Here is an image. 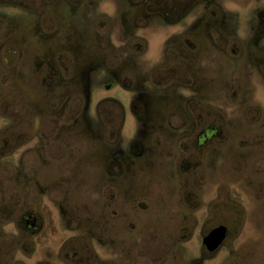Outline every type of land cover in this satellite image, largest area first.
<instances>
[{
    "label": "rangeland",
    "instance_id": "rangeland-1",
    "mask_svg": "<svg viewBox=\"0 0 264 264\" xmlns=\"http://www.w3.org/2000/svg\"><path fill=\"white\" fill-rule=\"evenodd\" d=\"M50 1L55 4L53 9L47 5ZM58 1L37 0V20L30 19L28 12L15 10V6L2 7L10 15L22 13V17L15 18L20 25L16 41L7 40L0 44V86H4L0 88V189L4 196L0 203V221L4 224L0 225V243L7 246L15 241L27 247L31 239L34 247L32 259L41 260L39 264H77V260L87 259L90 255L100 257L103 264H187L191 255L197 256L198 260L194 264H264V83L249 60H245L242 66L248 84L245 94L251 103L259 105L258 122L247 125L242 121L244 108L229 107L224 137L214 141V151L203 156L201 165L196 167L197 161L193 158L189 161L191 171H184L185 168L181 167L179 170L182 174L169 160H164L159 154L160 149L151 150L146 159L147 171L142 175L143 178H139L142 173L137 174L134 183L139 185V180L143 179L146 195L134 203L118 204L115 209L118 233L114 230L112 234H103L101 242L92 234H80L70 229L77 226L76 221L66 224L59 214L58 205L52 203L46 195L40 196L47 180L45 169H50L47 168L49 164L63 163V159H60L61 140L50 135L51 132L58 133L62 124H57L53 130L52 125L46 123V118L73 115L77 111L72 106L66 109L49 106L41 98L42 95L33 94L32 82L29 80L32 73L41 67L32 57L34 47H37L38 54H44L50 46L45 37L51 31L54 20L55 28L61 25L65 10L62 2ZM119 2L124 3V0ZM25 3L29 5V0ZM232 4L240 15L248 11L249 0H234ZM260 4L264 7V0H260ZM101 8L110 13L114 7L105 3ZM50 10L55 16L53 19L49 16ZM6 20L7 30H10V22ZM14 22L11 26H14ZM160 35L161 29L150 32L148 51L151 54L138 57L136 62L139 68L145 70L159 63L152 53H156ZM88 37L90 39H79L81 42L70 41L68 45L76 52L94 53L96 42L92 32ZM125 38L116 36L113 45L109 44L106 57L109 65L122 58L125 52H140V43H129L130 40ZM57 40L53 38L56 46L60 47L61 42ZM256 55L255 61L262 65L264 54ZM202 62L203 67H207L206 59ZM223 63L221 57H213L211 68L215 75L224 68ZM234 69L237 66L234 68L232 62L229 71ZM133 72L142 74L141 70L135 68ZM90 78L87 114L96 121L99 113L101 122L93 123L96 129L89 132L91 135L94 132L100 134L98 143L101 149L97 148L99 144L93 137H82L75 141L70 134L73 142L70 149L65 150L68 162L75 166L80 161L87 167H76L79 168L76 176L64 186L72 191V196L66 202L80 211L86 224L94 226L100 209L96 199L102 198L98 197L99 180L96 179L97 172L93 166H103L112 158L110 154L116 140H113L111 134L120 133L117 147L125 150L135 135L142 131L143 125L134 112L131 90L118 82L113 73L97 67ZM217 98L220 100V96L217 95ZM111 99L123 105V122L122 110L118 105L104 103L100 106L103 101ZM35 117L42 119L39 128H36L38 124L35 123ZM36 132L39 140L35 137ZM215 132V128L210 131L213 134ZM172 142L171 138L164 139L162 145L160 142L157 147L173 146ZM77 151L81 152L80 156H70ZM75 185L79 186L76 188ZM74 196L76 199H73ZM107 201L104 200L105 203ZM188 201H192L194 207L202 203L198 209L191 211L186 203ZM6 208L15 213L10 217H15L19 223L23 222L22 213L27 212L26 219H35L37 230L31 238L26 233L20 237L7 235L8 229L10 233L14 231L12 225L6 223L9 215L2 214ZM190 211L194 212L195 217L190 216ZM108 215L109 209L106 219ZM219 223L228 227L225 246L214 257L201 259L202 234ZM110 227H114V224L111 223ZM10 255L11 252L8 257ZM16 255L22 260H30L23 251H17Z\"/></svg>",
    "mask_w": 264,
    "mask_h": 264
},
{
    "label": "flooded vegetation",
    "instance_id": "flooded-vegetation-1",
    "mask_svg": "<svg viewBox=\"0 0 264 264\" xmlns=\"http://www.w3.org/2000/svg\"><path fill=\"white\" fill-rule=\"evenodd\" d=\"M59 1L62 2L65 10L61 25L58 24L55 28L56 20H54L51 31L45 37L50 46L44 54H38L37 47H34L35 52L32 57L41 67L32 73L29 80L32 82L33 94L42 95L41 98H44L49 106H58L62 109L72 106L77 108V111L73 115L46 118V123L51 124L53 130L56 129L57 124H62L58 133L51 132L50 135H55L56 139L61 140L60 159H63V163L49 164L47 168L50 169H47L48 171L45 169L47 180L42 187L44 192L40 196L46 195L52 203L58 205L59 214L66 224L77 222V226L70 229L77 230L80 234H92L98 242H101L103 234H112L114 230L118 233L117 211H115L118 204L134 203L139 197L146 195L144 180L140 179L139 185L134 183L137 174L142 173L139 174L141 178L147 171L146 159L151 150L160 149L159 154L164 160H169L168 162L177 170L184 167V171H191L189 161L195 158L196 167L201 165L203 156L214 151V141L224 137L229 120V107L244 108L242 121L247 125L251 126L258 122L259 105L247 99L245 92L248 84L242 66L245 60L252 61L250 63L257 69L264 83L262 66L264 63L260 65L254 59L257 53L264 54V7L260 4V0L253 2L249 0L248 11L240 15L232 4L234 0H124V3H120V0ZM0 2V44L7 40L16 41L20 25L15 18H21L22 13H18L17 16L10 15L11 13H7L2 7L15 6V10L28 12L30 19L37 20L39 16L37 0H29V5L25 3L26 0H0ZM105 3H109L111 8L114 7L112 12L106 13L102 10L101 6ZM53 4L54 2L50 1L47 5L53 9L55 7ZM49 16L55 18L52 10L49 11ZM6 19L10 22V30H7ZM12 22L15 23L14 26H11ZM156 29H161V35L158 37L156 53L152 54H155L159 63L144 70L138 67L136 60L139 56L145 57L151 54L148 51V37L150 32ZM86 31L92 32L95 38L94 53L76 52L68 45L70 41L75 43V41L81 42L79 39H90ZM116 36L122 39L127 37L125 39L130 40L129 43H140L141 50L138 53L125 52L122 58L109 65L106 60L107 48L109 44L113 45ZM53 38H58L57 41L61 42L60 47L56 46L57 43L53 42ZM215 55L224 60V68L216 75L213 67L211 68ZM205 59L207 67H203L202 61ZM4 60L6 61V58ZM232 62L237 69L230 72L229 66ZM97 67H103L107 72L113 73L118 82L131 90L134 99L133 109L143 126L142 131L135 135L125 150H119L117 147L120 133L117 132L116 136L111 134L113 140H116L115 148L110 154L112 158L103 166L97 163L93 166L97 172L96 179L99 180L98 197L108 199L109 204L102 199H96L100 207L99 216L96 217L98 221L95 225L91 226L83 221L80 211L66 202V199L72 196H70L72 191L71 188L64 186L76 176L75 173L79 169L76 167L81 165L87 167V165L81 164L80 161L75 166L71 165L65 150L70 149L73 142L70 134L75 141L82 137H93L98 143L100 139L98 138L100 134L97 132L93 135L89 132L96 129L93 123L101 122L100 114L98 113L96 121L87 114L90 76ZM133 68L141 70L142 74H135ZM2 87L4 86H0ZM217 92L220 100L215 99ZM104 103L118 105L122 110L123 122V105L111 99L103 101L100 106ZM40 119L35 117V123L38 124L36 128L41 124L42 119ZM213 128L216 129L214 134L210 133ZM35 135L39 140L37 132ZM168 138L173 140V146L157 147L160 142L162 145L163 140ZM98 144L97 148L101 149L100 142ZM72 155L77 158L81 152L70 154ZM88 166L92 165L88 164ZM187 181L189 183V180ZM78 186L75 185L76 188ZM185 197L187 198V195ZM3 198L0 189V203ZM73 199L76 197L74 196ZM186 203L189 204L191 211H195L202 202L196 207L192 206V201ZM186 203L180 202L185 205ZM106 208L109 209L108 219L105 217L108 213ZM191 211L190 216H194V212ZM26 213H22L23 222L19 223L15 217H10L15 213L9 208H6V212L3 211V216L9 215V221L6 223H10L14 231L10 233L8 229L7 235L20 237L22 233H26L30 238L32 237L31 235L37 230V223L32 219L33 217L26 219ZM177 220H180L179 217ZM197 221L196 219L195 225ZM111 223L114 227H110ZM1 224L4 225L2 222ZM220 224L222 223L215 224L202 235H206L213 227ZM227 238L228 231L223 244L214 251H209L202 242L200 258L207 259L217 255L225 246ZM2 245L6 246L0 243V264L42 263L41 260L32 259L34 247L31 239L27 247H22L15 241L5 249ZM17 251H23L30 260L17 258ZM10 252L11 255L8 257ZM197 260V256L191 255L187 264H194ZM76 263L103 264L96 255L77 260Z\"/></svg>",
    "mask_w": 264,
    "mask_h": 264
},
{
    "label": "water",
    "instance_id": "water-1",
    "mask_svg": "<svg viewBox=\"0 0 264 264\" xmlns=\"http://www.w3.org/2000/svg\"><path fill=\"white\" fill-rule=\"evenodd\" d=\"M227 231L228 229L225 224L217 225L203 236L202 242L209 251H214L223 244Z\"/></svg>",
    "mask_w": 264,
    "mask_h": 264
}]
</instances>
